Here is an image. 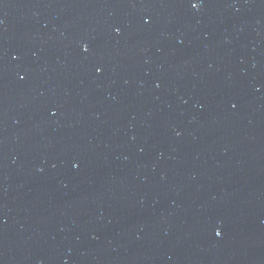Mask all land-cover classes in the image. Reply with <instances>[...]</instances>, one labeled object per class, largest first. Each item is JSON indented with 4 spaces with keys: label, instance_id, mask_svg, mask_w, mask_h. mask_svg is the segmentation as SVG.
Segmentation results:
<instances>
[{
    "label": "water",
    "instance_id": "water-1",
    "mask_svg": "<svg viewBox=\"0 0 264 264\" xmlns=\"http://www.w3.org/2000/svg\"><path fill=\"white\" fill-rule=\"evenodd\" d=\"M0 264H264V0H0Z\"/></svg>",
    "mask_w": 264,
    "mask_h": 264
},
{
    "label": "snow or ice",
    "instance_id": "snow-or-ice-1",
    "mask_svg": "<svg viewBox=\"0 0 264 264\" xmlns=\"http://www.w3.org/2000/svg\"><path fill=\"white\" fill-rule=\"evenodd\" d=\"M193 6H195V5H193Z\"/></svg>",
    "mask_w": 264,
    "mask_h": 264
}]
</instances>
